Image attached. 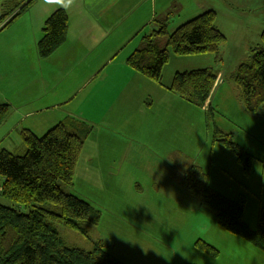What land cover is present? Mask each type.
<instances>
[{
    "label": "rangeland",
    "instance_id": "rangeland-1",
    "mask_svg": "<svg viewBox=\"0 0 264 264\" xmlns=\"http://www.w3.org/2000/svg\"><path fill=\"white\" fill-rule=\"evenodd\" d=\"M214 2L215 0H198L196 7L189 10L181 8L174 10L172 7L166 13L173 14L170 18L169 32L172 33L198 13L213 10ZM225 2L228 4L227 0ZM232 5L216 8L222 18L229 11L231 16L235 14L238 17L235 20H228L225 17L223 19L225 22L216 21L217 27L222 29L227 38L218 55L177 56L171 52L170 61L163 69L160 85L161 90L168 87V130L164 123L157 122L165 113L163 107H158L154 116L146 120V128L142 119L141 124H138L140 128L132 131L133 123L125 120L122 123L125 130L115 128L117 130L101 133L102 138L97 142L105 169L114 175V189L109 187V190L126 198L139 197L140 203L144 206H146L144 200H149L151 207H154L155 203V208L160 209L161 216L158 218L152 216L149 226L135 231L125 227L121 221L108 218V211H112V205H107L108 196L89 192V186L85 181L89 171L85 168V162L91 154L94 165L98 164L101 158L89 149L94 146L91 143L89 147V141L94 142L99 136L94 135L98 126L82 120L81 117L80 119L73 117L85 127H91L92 131L84 142L75 170L74 183L69 192L97 208L103 214V218L101 217L102 222L100 219L99 228L98 225L89 229L90 240L58 224L59 233L67 245L91 251L95 242L102 241L107 251L124 264H216L225 258L222 253L228 247L226 244L234 241L247 246L246 260L253 254L254 246L222 229L216 222L215 214L206 209L197 196L185 191L179 184L187 167L191 164L200 165L209 174L210 185L216 191L231 200H237L240 195L246 196L244 219L252 229L257 228L259 208L264 206V113L253 115L245 111L239 90L230 81V76L240 64L250 59L252 50L260 44V35L264 32V0H244L241 4ZM32 10L31 8L26 14ZM116 11L117 8L115 14ZM166 14L157 19L165 18ZM25 15L17 21L19 22ZM107 23L121 24L124 28L126 22L96 24L105 26ZM18 27L25 30L26 22L22 20ZM151 31H147V34ZM122 33L123 31L120 32L117 28L111 36ZM245 35H247L245 41L241 42L240 38ZM95 36L97 35L94 34L92 42ZM137 43L138 39L132 44L125 42L118 51L113 67H120ZM56 66L60 67L59 64ZM205 68L213 69L219 76L217 82L219 87L216 86L217 91H214L209 100V104L216 109L217 124L231 133L233 140L246 152L256 157L252 175L249 177L243 174L236 157L220 143L213 141L212 129L206 126L200 109L192 106L190 111H185L177 107L176 102H182L183 106L187 107L189 103L169 91L175 73ZM119 73L120 71L117 72ZM20 85L15 84L11 90L12 93H16L15 97L11 98L12 101L21 103L35 99L37 91H28L25 95L24 89L19 90ZM143 86L145 87V84ZM148 101L150 103L151 99ZM169 101L173 107L169 106ZM28 121L38 136H43L60 123L56 122L48 128L37 115ZM20 132L16 131L13 136L5 138L4 142L0 143V151L6 149L15 154H23L25 146ZM120 165L123 166L122 170L115 168ZM3 181L0 176V183L3 184ZM0 201L8 206L14 205L1 196ZM124 205L127 206V203ZM119 223L122 226L120 229ZM198 240H204L220 252V248L224 249L217 257H212L196 248L195 243ZM110 241L113 243L112 246L109 245ZM219 257L221 258L218 261L214 260Z\"/></svg>",
    "mask_w": 264,
    "mask_h": 264
},
{
    "label": "trees",
    "instance_id": "trees-1",
    "mask_svg": "<svg viewBox=\"0 0 264 264\" xmlns=\"http://www.w3.org/2000/svg\"><path fill=\"white\" fill-rule=\"evenodd\" d=\"M39 1L3 0L0 32ZM171 15L155 19L156 29L142 34L141 45L127 58L129 67L159 85H162L163 69L170 61L171 52L177 56L218 55L227 41L217 27L218 14L214 10L185 21L172 33L169 32ZM68 29L67 11L56 9L45 21L37 42L38 58L48 59L58 51L67 40ZM218 78V73L211 68L178 72L169 91L204 109L205 124L212 129L213 141L228 149L243 174L249 177L256 157L217 124L216 109L209 104ZM230 81L238 88L247 113H264V32L250 59L237 67ZM9 111L10 104L0 103V127ZM91 131V127L68 116L43 136L22 129L23 154L0 151V176L4 180L0 196L14 203L8 206L0 201V264H124L107 251L102 241L95 242L91 251L67 245L57 227L61 224L90 240L89 229L100 223L101 212L69 192L84 142ZM182 174L180 186L197 196L201 204L215 214L222 229L264 253V206L259 208L254 230L244 219L246 196L231 200L216 191L210 185L209 174L198 164H191ZM195 245L212 257L220 253L204 240H198Z\"/></svg>",
    "mask_w": 264,
    "mask_h": 264
},
{
    "label": "crops",
    "instance_id": "crops-1",
    "mask_svg": "<svg viewBox=\"0 0 264 264\" xmlns=\"http://www.w3.org/2000/svg\"><path fill=\"white\" fill-rule=\"evenodd\" d=\"M225 1L215 0L212 7L218 14L217 22H225V17L228 20L238 17L235 14L231 16L229 11L222 18L216 8L244 2L227 0V4ZM197 3L198 0H40L19 22L0 32V103L10 104L9 114L0 128V143L24 128L35 133L28 121L35 115L40 116L41 122L47 124L48 128L68 116L92 122L98 126L94 135L99 136L94 142L89 141V147L91 143L94 145L89 149L101 158L94 165L91 154L85 162V168L89 171L85 178L89 192L108 196L107 205H112V211L107 213L108 218L121 221L125 227L135 231L149 226L152 216H161L160 209L155 208V203L151 207L149 200L143 199L146 203L144 206L139 197L126 198L109 190V187L114 189V175L105 169L97 142L102 138L101 133L117 130L115 128L125 130L122 125L125 120L133 123L132 131L140 128L138 124H141L142 119L146 128V120L154 116L158 107H163L165 113L157 122L164 123L168 130V89L161 90L162 86L129 67L127 56L120 67L113 65L125 42L132 44L138 39L135 48L131 49L133 51L141 45V35L156 27L155 19L163 17L172 7L175 10H189L195 8ZM59 8L65 9L69 15L67 40L51 57L39 59L36 45L42 36L44 23ZM22 20L26 22L25 30L18 27ZM101 22L126 23L123 28L121 24L99 26ZM117 28L123 33L111 36ZM94 34L97 36L92 42ZM246 37H241L240 41L244 42ZM15 84H21L19 90L24 89L25 95L28 91H37L35 99L21 103L12 101L11 98L16 95L11 92ZM176 105L185 111H190L193 106L190 103L188 107L183 106L182 102H176ZM198 109L205 119L204 109ZM115 168L122 170L123 166ZM1 187L2 183L0 191ZM120 225L119 229L122 228ZM112 244L110 241L109 245ZM226 246L227 249L222 253L225 258L216 264H264V253L257 248L246 260V245L234 241ZM223 249L220 248L221 252Z\"/></svg>",
    "mask_w": 264,
    "mask_h": 264
}]
</instances>
